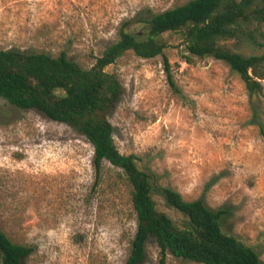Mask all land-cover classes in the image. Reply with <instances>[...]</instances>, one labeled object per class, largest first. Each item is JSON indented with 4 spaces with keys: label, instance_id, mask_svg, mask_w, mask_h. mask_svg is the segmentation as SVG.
<instances>
[{
    "label": "rangeland",
    "instance_id": "obj_1",
    "mask_svg": "<svg viewBox=\"0 0 264 264\" xmlns=\"http://www.w3.org/2000/svg\"><path fill=\"white\" fill-rule=\"evenodd\" d=\"M188 1L0 0V49L64 53L91 68L121 28L144 37L138 18ZM246 31L254 39L242 32L222 43L243 55L260 52L264 23ZM159 40L182 96L168 85L162 55L126 51L106 67L122 89L106 115L114 144L150 175L158 211L185 224L163 199L162 187L223 209L222 230L253 247L264 264V81L250 96L225 62L209 56L187 64L178 34ZM96 178L93 148L83 135L0 98V229L33 247L23 264H125L136 228L130 186L107 161ZM166 262L200 264L170 254ZM141 264H159L152 238Z\"/></svg>",
    "mask_w": 264,
    "mask_h": 264
},
{
    "label": "trees",
    "instance_id": "obj_2",
    "mask_svg": "<svg viewBox=\"0 0 264 264\" xmlns=\"http://www.w3.org/2000/svg\"><path fill=\"white\" fill-rule=\"evenodd\" d=\"M146 35L120 29L119 39L95 58L91 68L70 60L64 53L25 52L0 49V98L19 109H33L50 120L67 124L83 135L93 148L96 181L100 164L119 168L130 186V202L136 228L128 246L125 264H141L147 242L154 239L159 249V264H167V254L200 264H263L259 253L234 235L222 230L223 209L211 210L201 199L187 201L179 192L162 187L165 202L182 213L183 226L176 225L156 209L152 199L150 175L136 164L133 154H121L113 141V128L106 119L120 100L122 89L115 74L106 67L126 51L141 58L162 55L163 69L171 91L182 96L164 55L166 45L159 40L165 33L180 38V58L213 57L225 62L238 74L248 94L261 91L264 81V41L261 51L243 55L222 41L238 37L250 24L264 23V0H189L185 4L138 18ZM256 42V40H255ZM33 247L13 242L0 229V264H23Z\"/></svg>",
    "mask_w": 264,
    "mask_h": 264
},
{
    "label": "bare ground",
    "instance_id": "obj_3",
    "mask_svg": "<svg viewBox=\"0 0 264 264\" xmlns=\"http://www.w3.org/2000/svg\"><path fill=\"white\" fill-rule=\"evenodd\" d=\"M47 156V155H46ZM29 173V172H28Z\"/></svg>",
    "mask_w": 264,
    "mask_h": 264
}]
</instances>
